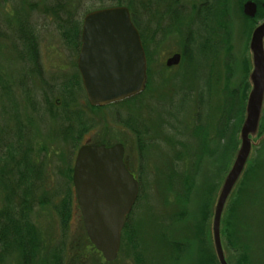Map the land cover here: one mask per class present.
<instances>
[{"label":"rangeland","instance_id":"rangeland-1","mask_svg":"<svg viewBox=\"0 0 264 264\" xmlns=\"http://www.w3.org/2000/svg\"><path fill=\"white\" fill-rule=\"evenodd\" d=\"M107 1L0 0V140L4 148L17 146L20 128L21 141L31 148L40 165L42 180L36 194L42 195L46 204L32 209L31 221L42 246L65 242L64 264H217L211 233L213 209L239 145L244 116L241 120L235 102L242 97L246 104L252 68L249 41L263 18L243 13L247 0H176L175 4L168 0H124L132 3L140 17L145 89L138 100L93 109L87 107L79 83L63 85L78 80L77 50L73 38L65 40L58 26L81 25L85 13L103 8ZM204 1L212 3L217 13L212 34L217 47L207 55L198 53L191 62L181 57L177 65L167 67L165 59L181 54L189 34L192 40L205 34L194 32L196 10ZM253 1L257 10L262 8L264 0ZM53 6L59 12L56 16L48 12ZM28 22L41 55V81L31 74L27 61L16 57L22 52L21 46H16L17 28ZM65 94L68 96H62ZM64 97L72 99L64 107L80 110L79 118L88 125L76 143L70 136L64 137L66 126L73 132L79 128L75 118L70 122L60 119L59 104ZM56 100L59 102L54 107L58 108L51 110ZM228 100L232 111L226 109ZM260 126L264 130V103ZM251 139L245 169L220 219V239L228 264H264V140ZM118 142L125 147L127 166L140 181L141 199L129 219L132 237L122 248L120 245L115 261L106 262L88 242L67 174L81 144ZM252 162L258 166L248 180L245 171ZM240 186L244 190L239 199ZM68 191L71 217L61 236L54 207ZM181 210L185 213L178 218ZM42 246L31 264H46ZM0 264L20 262L9 251L2 255Z\"/></svg>","mask_w":264,"mask_h":264},{"label":"water","instance_id":"water-1","mask_svg":"<svg viewBox=\"0 0 264 264\" xmlns=\"http://www.w3.org/2000/svg\"><path fill=\"white\" fill-rule=\"evenodd\" d=\"M264 8V2L261 3ZM254 1L243 4V13L253 18ZM249 51V93L239 130L234 160L219 189L213 209L211 233L218 264H228L220 239V219L258 131L264 103V19L252 30ZM180 54L165 61L177 65ZM77 69L87 102L102 107L141 93L146 84V58L137 28L126 6H110L87 12L82 19ZM123 146L116 143L83 144L76 152L72 184L86 236L106 262L117 259L121 232L139 192V182L126 168Z\"/></svg>","mask_w":264,"mask_h":264},{"label":"trees","instance_id":"trees-1","mask_svg":"<svg viewBox=\"0 0 264 264\" xmlns=\"http://www.w3.org/2000/svg\"><path fill=\"white\" fill-rule=\"evenodd\" d=\"M157 1H166V0H155ZM169 2L176 3V0H168ZM108 5H102V7L107 6H126L130 12L131 21L134 26L137 28L141 43L143 40L142 30L140 26V17L137 16V11L134 10V7L131 2H125L124 0H108ZM148 4V3H147ZM150 6V4H148ZM58 6V5H55ZM53 6L52 8H48V12H51L53 15L56 16L59 12H57L56 7ZM139 9L142 12L141 15L144 13L143 5H139ZM47 11V10H46ZM196 17L197 20L195 21L196 28L194 32L198 31L200 35L205 32V34L201 37H198L192 40L191 34L188 35L187 39L184 42L183 50L181 51V57L187 58L190 62L192 57L196 58L195 56L198 53H202V55H207L209 52L213 50V48L217 47V43L212 38L213 30H214V22L216 21L217 13L215 9H208L206 5L203 3L197 7ZM139 15V14H138ZM139 17V18H138ZM264 18V8H259L255 15V19H262ZM59 32L65 40L72 37L75 45L78 44L79 37H80V24H75L72 26H65L63 23L59 24ZM207 32V35H206ZM199 35V36H200ZM35 44H36V37H35ZM34 44V52L36 51V45ZM189 44V45H188ZM193 44H195L193 46ZM219 47V46H218ZM195 53V54H194ZM34 74L36 75L40 81L42 80V71L39 67L38 60H34ZM66 83L78 84L81 88V84L79 79L75 83V81H67L64 82L63 85ZM66 89V86L64 87ZM62 96H68L67 94ZM139 95L134 96L131 99L138 100ZM243 96V93H242ZM65 100L62 101L59 106L61 107V117L60 119L66 122L76 120L77 124H79V128L76 132H73L71 126H66L64 129V137L70 136L72 138L73 143H76L81 140L83 134L88 129V125H84V122L79 118L81 116L80 110H68V108L64 107V105L71 101L72 99L64 97ZM245 99V98H244ZM128 101V99L123 100L122 103ZM59 100H56L54 103L50 105V109H57L54 106L58 104ZM235 110L238 113L240 119L241 116H244V104L245 100L240 98L238 102H235ZM226 109L232 111V104L231 102L226 101ZM88 108L98 109V107H92L87 102ZM66 108V109H65ZM50 111V110H49ZM51 112V111H50ZM242 114V115H241ZM51 116L55 117V114L51 113ZM242 120V119H241ZM241 125V123H240ZM260 126V120L258 125V131L255 135L257 138L260 139L259 142L264 140V130ZM139 137L138 131H134ZM19 137L17 138V146H8L4 148L2 146V141L0 140V191L3 194V201L0 203V258L2 255L8 253H15L18 257L20 264H31L33 260H35L38 256L39 250L42 246V239L40 238V233L38 229L34 226L33 222L30 218V212L32 209L39 204H46L45 198L42 195H37V188L39 182L42 180V172L40 170V165L35 160V158L31 155V148L27 145V143H23L21 141L22 134L20 128H18ZM72 135V136H71ZM139 142H141L139 140ZM142 146L139 148L141 149ZM258 166V165H257ZM253 162L250 164L248 169L245 171V179H249V177L255 172V167H257ZM176 168L173 170V174L176 175L177 171ZM257 170V169H256ZM172 174V173H171ZM179 175V172H178ZM72 176V168L68 169L67 177L69 182H71ZM249 176V177H248ZM248 177V178H246ZM244 179V180H245ZM139 182V193L136 199L135 204L140 201L141 197V190H140V181ZM190 187V185H189ZM243 188V187H242ZM240 186L238 189L237 197L240 199L239 194L244 190ZM241 196V194H240ZM62 202L57 206L55 205L54 209L59 218V225L60 231L62 232L61 236L64 235L65 231L68 229L69 221L71 217V205L72 200L70 199V192H66L64 197L61 198ZM237 201V200H236ZM134 204V206H135ZM133 206V208H134ZM133 210V209H132ZM132 210L128 217L126 218L124 227L121 232V248L122 245H126V241L129 242V238H131V234L128 232L129 230V219L132 213ZM172 213V212H170ZM184 210L177 213L178 218L183 217ZM232 213V212H231ZM176 215L173 214V217ZM176 217V216H175ZM129 233V235H128ZM63 241V240H62ZM64 242V241H63ZM59 243L56 246L47 245L46 247L42 246V251L46 252V256L43 257L46 264H64V256L67 250H65L66 245L65 242ZM89 242V241H88ZM131 242V239H130ZM92 246V245H91ZM93 247V246H92ZM180 249V248H179ZM177 250V249H176ZM218 264V263H217Z\"/></svg>","mask_w":264,"mask_h":264},{"label":"flooded vegetation","instance_id":"flooded-vegetation-1","mask_svg":"<svg viewBox=\"0 0 264 264\" xmlns=\"http://www.w3.org/2000/svg\"><path fill=\"white\" fill-rule=\"evenodd\" d=\"M204 5H206V7L208 9H214L213 6H212V3L210 4L209 2L207 1H204L202 2ZM200 3V5L202 4ZM216 11V10H215ZM29 22H28V26L25 24H21V26H19L20 28H17V37H18V40H19V43H16V46H21V50L22 52H18L16 53V57L20 58V59H23L25 61H27V64L29 65V71L31 72V74H33L34 72V60L37 59V60H40V54L39 52L35 53L33 50H34V44H35V37L33 36V32H31V30H29ZM214 26H215V22H214ZM213 26V27H214ZM20 30V31H18ZM80 31H81V25H80ZM81 36V32L79 34ZM76 47V50H77V57H78V53H79V49H80V37H79V41H78V44L75 45ZM181 57V55H180ZM167 59V58H166ZM165 59V61H166ZM181 59V58H180ZM75 67H76V70H77V79H79L80 81V84H81V87H82V82H81V77H80V74L78 72V69H77V58H76V63H75ZM130 100V99H128ZM120 143V142H118ZM84 144H87V143H84ZM101 144H104L105 146H111L109 144H106V143H101ZM122 146H123V150H124V154H123V161H124V164L126 166V168L134 175V177L137 179V177L135 176V174L129 169V167L127 166V163L125 161V147L123 145V143H121ZM82 145V144H81ZM80 145V146H81ZM113 145V144H112ZM79 146V147H80ZM74 163V162H73ZM73 167V166H72Z\"/></svg>","mask_w":264,"mask_h":264}]
</instances>
